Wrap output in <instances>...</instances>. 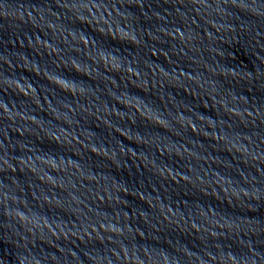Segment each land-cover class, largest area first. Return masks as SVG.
Returning a JSON list of instances; mask_svg holds the SVG:
<instances>
[{
    "label": "water",
    "instance_id": "obj_1",
    "mask_svg": "<svg viewBox=\"0 0 264 264\" xmlns=\"http://www.w3.org/2000/svg\"><path fill=\"white\" fill-rule=\"evenodd\" d=\"M0 264H264V0H0Z\"/></svg>",
    "mask_w": 264,
    "mask_h": 264
}]
</instances>
